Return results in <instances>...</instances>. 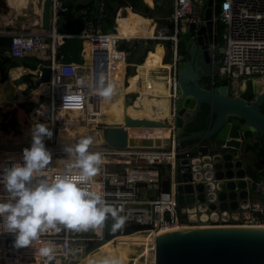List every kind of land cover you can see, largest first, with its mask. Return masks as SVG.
I'll list each match as a JSON object with an SVG mask.
<instances>
[{
    "label": "built area",
    "instance_id": "built-area-1",
    "mask_svg": "<svg viewBox=\"0 0 264 264\" xmlns=\"http://www.w3.org/2000/svg\"><path fill=\"white\" fill-rule=\"evenodd\" d=\"M169 1L168 17L164 18V22L160 24L154 23L153 34L150 38L117 37L114 34L115 26L104 31L101 24V18L104 16L103 0L94 2L95 12L90 17H86V8H80L76 12L82 24V29L77 36L82 41L86 39L96 46H103L104 51L109 50V45H111L126 59L134 49L135 40L143 42L144 47L150 46L149 42L152 43L155 40L162 42L161 47L170 57L168 73L166 72L169 118L165 119V122L171 131L168 147L159 146V149L148 146L113 147L105 143H93L90 151L100 153L103 163L97 177H93L89 183V189L102 192L106 201L117 208L123 207L120 215L126 219L119 233L133 225H142L146 229H167L177 226L204 225L205 223L262 224L258 216L264 213V176L253 177L250 174L242 176L246 198L242 201L236 197L237 207L235 209H220L216 198H214L216 204L213 209L209 208L213 200H205L203 204L196 200L182 203L177 201L175 174L181 158L188 160L191 183L201 182L209 185L208 182H216L213 169L206 168L208 162L212 163L210 156L178 153L179 148L176 147L174 133V99L177 84L176 65L181 60V55L178 54L180 34L188 31L193 37L204 22L203 10L209 7L213 11L217 2L211 0V4L207 5V0ZM43 2L44 0H35L40 10L39 14H41ZM67 11L68 7L62 0H48V26L46 28L41 26L39 19L35 30L26 27L0 29V34L10 36L7 49L0 52L1 58L17 57L21 64L24 58L38 61L34 68L25 66L27 72L22 69L23 75H29L33 83L40 76L39 66L49 67V87L46 92L39 94L41 100L36 103L35 108L40 110L38 115L40 120L47 119V117L50 119L49 128L53 135L56 134L55 129H63L68 125L66 116L55 114L57 110L75 108L81 110L82 114H86L87 109L96 112L98 108L92 96L89 95L88 81L80 75L77 64L61 62L60 54L57 58L55 57L56 53H59L58 45L68 36L57 30V20L61 13ZM211 21L213 27L214 22H218L219 32L223 36V51L215 73L210 74L209 84L212 86L216 77L224 78L228 81L230 89L235 91L241 85L244 88V82L248 79L264 77V0H220L218 12L216 15L211 14ZM124 41H128V44L124 45ZM119 44L121 47H118ZM89 115L94 116L95 114L90 113ZM18 125L20 123H17ZM101 125L104 123H98L92 128ZM0 142L4 143L0 144V169L10 167L12 162L21 161L23 149L31 145V140L14 141L4 138ZM44 143L46 147H51L52 162L39 177L35 178L36 180H51L64 171L66 162L71 163L63 151L64 148L53 146V141L45 140ZM182 148L183 151L187 150V147ZM56 156L59 157V161L55 160ZM164 176L168 179L167 189H163L162 186ZM234 190L237 193L239 188L234 186ZM195 193L196 191H193V196ZM0 196H7L3 184H0ZM251 196L256 197L257 200L251 201ZM66 236L70 240V247L75 250L74 253L67 255L60 247ZM42 239L51 240L57 245L55 259L50 264H68L71 260H78L107 240L103 238V228L89 230L85 233L49 232ZM14 240L13 234L0 231V264H44V259L37 253L39 244H34L32 247L15 248Z\"/></svg>",
    "mask_w": 264,
    "mask_h": 264
},
{
    "label": "water",
    "instance_id": "water-1",
    "mask_svg": "<svg viewBox=\"0 0 264 264\" xmlns=\"http://www.w3.org/2000/svg\"><path fill=\"white\" fill-rule=\"evenodd\" d=\"M213 11L211 8L203 10L204 22L191 37L188 31L180 34L178 48L187 53V59H181L176 65V94L174 99L175 128L177 148L180 155L205 154L210 156L206 168L213 169L216 182L191 183L190 168L187 158H181L176 168L175 180L177 201L204 203L205 200L218 201L220 209H235L236 197L246 198L242 176L248 173V167L259 170L264 175V159L253 162L247 160L252 155V144L264 148V113L259 108L264 102V89L256 92L253 79L244 83V88L237 94L229 93L226 79H222L217 86L209 82H202L203 76L210 77L223 51V36L218 29V22L211 21V14L218 12V2ZM211 0H207V5ZM168 12L163 17H168ZM40 24L48 26V0H44ZM82 29L79 23L71 28L69 22L58 28L68 36L58 45L61 62H82L77 54L82 40L77 36ZM10 36L0 34V45H8ZM121 47V44L118 45ZM21 65L19 58H11L5 62L0 70L1 76H8L11 68ZM40 76L34 85L49 79V67L39 66ZM13 83H25L23 93L29 92V82L23 81V74ZM9 93L5 94L13 100L11 93L13 85L8 84ZM131 98H126V103ZM229 119V120H228ZM122 125H101L90 128L79 139L91 136L93 143H105L113 147L148 146L159 149L168 147L171 131L167 122L149 120L145 118H130L124 116ZM183 122V124H182ZM183 125V130H182ZM127 126L160 127L167 134L162 138L151 136H128ZM250 132V137L245 132ZM250 144L244 149L245 144ZM189 146H185L188 145ZM182 147H187L183 151ZM238 151V152H237ZM237 153V154H235ZM207 160V159H206ZM205 168V167H202ZM196 180V178H194ZM234 186L239 188L236 193ZM193 191L196 193L193 196ZM184 193V194H183ZM216 202H211L213 209ZM203 206V205H201ZM114 221L110 218L103 227V238L109 239L119 234L120 230H113ZM117 256L121 264H264V227L227 226L187 228L179 231L146 234L143 237L122 241L109 248L98 251L79 264H89L92 259L104 256ZM71 260L68 264H73Z\"/></svg>",
    "mask_w": 264,
    "mask_h": 264
},
{
    "label": "clouds",
    "instance_id": "clouds-1",
    "mask_svg": "<svg viewBox=\"0 0 264 264\" xmlns=\"http://www.w3.org/2000/svg\"><path fill=\"white\" fill-rule=\"evenodd\" d=\"M96 91L105 100L116 94L113 83H105L101 75ZM52 130L45 123H34L31 127V145L22 151L21 161L0 169V184L6 197L0 196V231L14 235V247H32L39 244L37 253L50 264L55 259L57 245L42 237L52 233H85L103 228L111 218L113 230L125 224V217L106 201L102 192L89 189V183L101 170L103 159L100 153L90 151L91 136H85L63 151L71 160L64 171L53 179L36 180L52 162V154L45 146L51 139ZM65 254L74 253L66 236L63 245ZM89 264H121L115 255L92 259Z\"/></svg>",
    "mask_w": 264,
    "mask_h": 264
},
{
    "label": "bare ground",
    "instance_id": "bare-ground-1",
    "mask_svg": "<svg viewBox=\"0 0 264 264\" xmlns=\"http://www.w3.org/2000/svg\"><path fill=\"white\" fill-rule=\"evenodd\" d=\"M153 29L154 27H148L146 24H140L136 25L135 29L133 31H127L125 33L119 34V33H114L115 36L117 37H123L127 39H135V38H150L152 37L153 34ZM86 40V39H84ZM88 41V40H86ZM89 42V41H88ZM90 48L92 52L98 57V59H105L106 58V50H102L103 46H96L92 43L89 42ZM77 64V69L81 73L85 80L88 81V92L90 93L89 95L92 96V100L96 102V107L97 111L96 112H91L89 109H87L86 114H82L81 110L75 109V108H70V109H64V110H57L56 115L57 116H66L67 120V127L66 128H59L58 131L56 132L55 135L52 136V138L45 139L48 141H53L54 145L53 146H59L61 148L66 147L67 145H74L79 141V135L84 134L87 130H89L92 127H95L98 123H104L105 125H122L124 123V116H129L130 118H145L149 120H158L164 122L165 119L169 118V92H168V87H167V81L161 83V85H158L155 89V94L158 95L156 98L153 97V99L145 102V103H138L137 97L140 92V88L137 87V89L133 93H125V88L129 85L128 82V75L127 73L124 72L123 67L119 66L117 67V72L114 78H110L109 76V66H100L98 61L95 60H82L80 63H75ZM141 65H147V64H141ZM84 67H88L87 70H83ZM150 67V65H148ZM15 68V67H13ZM12 69V68H11ZM10 71V70H9ZM86 71V72H85ZM85 72V73H83ZM9 73V72H8ZM101 75L105 79V83H113L116 86V94L112 97L111 100H105L103 97L99 96L97 91H96V84L101 77ZM8 77V76H7ZM87 78V79H86ZM264 77L256 78L253 79L254 81H257V83H254L255 90L260 92L262 88L264 87ZM7 78L5 79V82L3 84L2 89H0V92L2 90H6L7 92L8 89L6 87L7 84ZM49 80L47 81H40L36 86H44V92L47 91L49 87ZM43 84V85H41ZM240 88V87H239ZM16 87L13 86V89L11 93H15ZM30 92V91H29ZM128 95H132L131 97H128ZM135 98H134V96ZM131 98V101L126 103V98ZM107 102V104H106ZM109 103H111L109 105ZM117 104V112L112 109L113 104ZM106 104V105H105ZM4 106V105H3ZM0 106V107H3ZM106 106V107H105ZM109 109V112H106ZM85 112V111H83ZM159 112H163L162 115H156ZM90 113H94L95 115H89ZM40 114V110L36 109V111L33 113V115L30 116L32 119L31 121H27L26 124L22 123L21 121V135L20 137H12L10 139L16 141V140H31V128L27 130V134L25 135L24 130L27 129L28 126L33 125L34 123H44L43 118L40 120L38 118V115ZM15 119V118H14ZM80 119V120H79ZM47 122L45 123L48 126H51V121L47 117ZM32 122V123H31ZM128 136H136L137 139L140 138V136H151L152 138H162L164 137L167 132L164 128L160 127H141V126H136V127H131L127 126L126 127ZM72 131V132H70ZM74 131H79L81 133H76ZM72 134L74 136L72 137ZM3 136V135H2ZM25 136V137H23ZM6 137V136H5ZM4 137H0V140H3ZM1 145H3V142H0ZM98 144V143H95ZM12 146V145H11ZM28 146L27 148H29ZM15 148V147H12ZM49 151L51 147H46ZM59 157L56 156L57 161ZM50 165V164H49ZM98 175V174H97ZM97 175L95 177H97ZM242 227L244 226H253V227H264V225H241ZM206 228V227H227V226H211V225H202V226H177V227H170V228H148L145 230H140L136 231L138 233H145V234H140L137 236H133L130 238H125V239H120L118 240L115 244L122 242V241H127V240H132L136 238H140L145 236L146 234H158L161 232H171V231H179V230H184L187 228ZM124 233H119L115 235L114 237H111L107 239L106 241H103L102 244H100L97 248L89 251L86 255L81 257L80 259L76 260L73 264H79L88 257L96 254L98 251H101L103 249L109 248L115 244H110V242L115 239L116 236L118 235H123Z\"/></svg>",
    "mask_w": 264,
    "mask_h": 264
},
{
    "label": "trees",
    "instance_id": "trees-1",
    "mask_svg": "<svg viewBox=\"0 0 264 264\" xmlns=\"http://www.w3.org/2000/svg\"><path fill=\"white\" fill-rule=\"evenodd\" d=\"M63 3L65 5H67L68 7V11L65 13H61L60 15V20L61 24H63L64 21H69V24L71 26V28H75L79 23H80V18L79 16H75V17H71V15L75 12H77L80 8H86V17H90L94 12H95V5L94 2L96 0H83V1H79V0H62ZM153 1V2H152ZM169 1V0H168ZM151 2L154 5V8H149L147 5L151 4ZM147 4V5H146ZM118 6H128L125 7V14L123 15V20L119 21L118 20V15L119 13L116 15L115 17V13H116V8ZM129 7L131 9H129ZM103 13L104 16L101 18V24H102V28L104 31L108 30V29H112L113 26H115V32L114 33H125L127 31H133L135 29L136 25H140V24H146L148 27H154V23L151 20V18H154V20L160 24L162 22H164V17L163 14L170 11V4L169 7H166L165 3L161 2L160 4H156L155 0H150V1H142V0H103ZM133 10V11H132ZM135 11V12H134ZM151 17V18H149ZM115 18V19H114ZM60 25H57V28H60ZM157 41H153L152 43L156 44ZM153 44H151V47L153 46ZM84 45V44H83ZM110 49L106 51V58L105 59H98V57L94 54V52H92V50L90 49L88 56H89V60H95L98 61L99 65L105 66V65H111L114 63V59L113 56H117L119 55L120 51L115 50L111 45H109ZM139 47V46H137ZM137 47L135 46V52L138 50ZM7 46L6 45H0V51L6 50ZM152 50V48H150V46L148 47H144L142 54L140 56H134V52L133 50L129 53L127 60L128 61H134L138 64H147L150 65L152 63H146L145 61H142L144 59V57L147 55L148 51ZM81 51H82V43L81 46L78 48L77 50V54L79 56H81ZM178 54L181 55V59H187L188 56L185 54V52L181 49H178ZM59 56V53H56L55 57L57 58ZM82 57V56H81ZM132 57H136L135 59H133ZM132 59V60H130ZM8 60H10V58H0V70L3 66V64L5 62H7ZM142 61V62H141ZM38 63V61H36L35 59H29V58H24L22 59V64L23 66L29 67V68H34L36 66V64ZM138 66V65H137ZM142 65H140L137 68V73L140 69ZM134 73L130 74L133 75ZM116 75L115 72L113 73H109L110 78H114ZM25 76H27V78H25ZM4 78L3 76H1V80L2 81ZM204 79H208V77H204ZM23 81L29 82V87H31V80L29 78V75H23ZM5 81L0 82L1 86L0 89H2L3 84ZM217 83H221V81L219 80ZM23 86L25 87V83H22ZM43 85V84H41ZM36 89V87L34 88ZM44 89L43 88H37L36 89V93L40 94L43 93ZM2 93V99L4 101H10L13 102V100H10L7 98V96L5 95V93L3 92V90L1 91ZM28 93V92H27ZM23 96H26V93H23V89H22V93ZM245 136L246 137H250V132L246 131L245 132ZM250 147V144H245L244 149H248ZM263 151V150H262ZM248 173L253 176V177H260L262 176V173L259 172L258 170H256L255 168L252 167H248ZM162 186L163 189H167L168 188V179L167 177L164 176L163 181H162ZM259 221L262 223V225H264V213L259 214L258 216ZM145 226L142 225H133L131 227L125 228L123 230V233L125 235L134 233L136 231H140V230H145Z\"/></svg>",
    "mask_w": 264,
    "mask_h": 264
},
{
    "label": "crops",
    "instance_id": "crops-1",
    "mask_svg": "<svg viewBox=\"0 0 264 264\" xmlns=\"http://www.w3.org/2000/svg\"><path fill=\"white\" fill-rule=\"evenodd\" d=\"M144 1H150V0H144ZM6 3H7V5L10 7V8H12L16 13H20L21 12V10L22 9H24V8H26V6L28 5V3H34V6H35V8H36V10H34V9H32L33 10V12L31 13V15H29V16H27L21 23H20V25L17 27V26H12L13 27V29H19L20 27H26L27 29H32V30H35L36 29V25H37V22L39 21V19H40V14H39V9H38V7L36 6V4H35V0H6ZM117 11V10H116ZM61 15V14H60ZM60 15H59V17H58V20H57V24L58 25H60V23L59 22H61V20H60ZM75 16H77L76 15V12L75 13H73L72 15H71V17H75ZM5 18H6V16H0V29H4V28H9V27H6V26H9V24L8 23H10L9 22V19H6L5 20ZM9 18H11L10 16H9ZM153 19V18H152ZM118 20L119 21H122L123 20V15H118ZM153 21V23H157L154 19L152 20ZM67 22H69V21H64L63 22V24H65V23H67ZM63 24H61L60 25V27H62V25ZM158 24V23H157ZM57 30H58V28H57ZM62 32V31H61ZM83 44H88L89 45V42L88 41H86V40H83L82 41V45ZM150 44V46H151V44H153V43H149ZM162 46V44L159 42V41H157L156 42V44L154 43L153 44V47H151L152 48V50H149L148 51V53H147V55L144 57V59L142 60V61H145L146 63H152V65H150V67L148 66V65H142L141 67H140V69H139V71H138V73H137V65H139L138 63H136V62H134V61H128L127 60V57H126V59L122 56V54H121V52L119 53V55H117L116 57L115 56H113V59H114V63L113 64H111V65H108L109 66V69H110V71H109V73H113V72H117V67H119V66H122L123 67V70H124V72L125 73H127V75H128V82H130V80H129V76H131L130 74H132V73H134L135 74V76H136V74H138V80H137V78H135V81L136 82H139V85H138V87L140 88V92H139V94H138V97H137V101H138V103L140 104V103H145V102H147V101H149V100H151V99H153V97H157L158 95H156L155 94V89H156V87L158 86V85H161V83H163V82H165V81H167V79H168V76L166 75V72L168 73V69H167V67H168V64L170 63V57H169V55L165 52V50H164V52H165V56H167L168 57V60H165L163 57V60H164V62H162L161 61V56H162V53H163V48L161 47ZM135 47V46H134ZM0 52H2V51H0ZM137 52V51H136ZM185 54L187 55V53L185 52ZM139 55V54H138ZM82 56H83V54H82ZM188 56V55H187ZM1 58V57H0ZM5 58V57H4ZM84 60V59H83ZM130 60H132V59H130ZM141 61V62H142ZM131 63H133V65H131ZM135 64V65H134ZM143 64H145V63H143ZM131 66H133V68L135 69L134 70V72H129L130 71V67ZM82 68H83V70H87V68H85L84 66H82ZM22 69H25V67H20V66H17V67H15V68H12V69H10V71H9V73H8V77H7V84L6 85H8V84H11V85H14V83H13V81L14 80H16L19 76H20V74L22 73ZM132 71V70H131ZM136 72V73H135ZM137 77V76H136ZM217 78V77H216ZM222 79H224V78H222ZM222 79H219V78H217V81L215 82V85H219L220 83H217L219 80L220 81H222ZM253 79H256V78H253ZM263 80H264V78H263ZM209 81V77H208V79H207V82ZM247 81V80H246ZM245 81V82H246ZM244 82V83H245ZM21 84L22 83H19L18 84V86L20 85L21 86ZM129 84H131V82L129 83ZM23 85V84H22ZM264 85V84H263ZM7 87V86H6ZM130 87H131V85L129 86V88H127V89H129V92H127L128 90L126 89V90H124L125 91V93L126 94H128V93H133L136 89H137V87L135 88V90H133V91H131V89H130ZM242 85L240 86V88H238V90H235V91H233V94H237V92L239 91V90H241L242 89ZM32 88V87H31ZM33 88H35V87H33ZM37 88H40V86H36V89ZM229 88H230V85H229ZM36 89H31L30 90V92H28V93H26V96L28 95L29 96V98L28 99H26V98H24L23 100H25L24 101V103L23 102H21V101H18L17 102V104L19 105V106H21L20 108H21V110L24 112V114L28 117L29 116V113H30V111L32 110V108H33V110L31 111V113L30 114H32V113H34L35 111H36V103L34 102L35 100V96H37L38 94L36 93ZM263 89H264V87L262 88V90L260 91V92H262L263 91ZM231 90V89H230ZM3 92H4V90H3ZM7 92V91H6ZM15 92H16V90H15ZM257 92V91H256ZM5 93V92H4ZM8 93V92H7ZM7 93H5V94H7ZM18 93H21V92H18ZM258 93H259V91H258ZM26 96H24V97H26ZM16 98V95L14 96V99ZM2 102H3V99L1 100ZM1 101H0V106H3V105H5L4 104V102L1 104ZM10 102V101H9ZM14 102V101H13ZM13 102H11V103H13ZM106 104H107V102H106ZM105 104V105H106ZM111 103H109V105H110ZM113 104V107L114 108H112V109H114L116 112H117V104L116 103H112ZM12 106H14L13 104H11ZM106 107V106H105ZM259 110L262 112V113H264V102L262 103V105L260 106V108H259ZM17 112V111H16ZM106 112H109V109L106 111ZM162 113L163 112H159V113H157L156 115H162ZM16 117V114L14 115V118ZM11 118H12V116H11ZM17 118V117H16ZM182 124H183V122H182ZM32 126V125H31ZM174 126H175V120H174ZM182 130H183V125H182ZM190 144H188V145H185V146H189ZM252 147H253V150H252V155H253V157L255 158V157H259V156H261V155H263L264 153V151H262V149H261V147L260 146H258L257 144H256V142H254L253 144H252ZM238 152V151H237ZM254 153V154H253ZM235 154H237V153H235ZM257 170V169H256ZM259 171V170H258ZM260 172V171H259ZM262 176H264L263 174H262ZM250 200L251 201H253V200H257L256 199V197H254V196H251V198H250Z\"/></svg>",
    "mask_w": 264,
    "mask_h": 264
},
{
    "label": "rangeland",
    "instance_id": "rangeland-1",
    "mask_svg": "<svg viewBox=\"0 0 264 264\" xmlns=\"http://www.w3.org/2000/svg\"><path fill=\"white\" fill-rule=\"evenodd\" d=\"M79 1H83V0H79ZM143 1V0H142ZM153 2V1H152ZM151 2V4H146L149 8H154V5H153V3ZM161 2H163V3H165V5H166V7H169V4H170V1H168V0H155V3L156 4H160ZM125 7H128V6H118L116 9H117V13H116V15L119 13L120 15H124L125 14ZM32 9H34V10H36V8H35V6H34V3L32 4V3H28V5L26 6V8H24V9H22L21 10V12L20 13H16L12 8H10L8 5H7V3H6V0H0V16H6V18H5V20L6 19H9V22L10 23H8L9 24V26H6V27H9L10 29H12L13 27V25L14 26H19L20 25V23L27 17V16H29V15H31V13L33 12V10ZM129 9H131L130 7H129ZM133 11V10H132ZM135 12V11H134ZM9 16L11 17V18H9ZM149 18H151V17H149ZM154 19V18H153ZM152 18H151V20H153ZM5 29V28H4ZM153 42V41H152ZM150 43V42H149ZM160 43H162V42H160ZM126 44H128V41H124V45H126ZM133 45H135L136 47L137 46H139V47H137V52H135V49H133V52H134V56H140L141 54H142V51H143V49H144V44H143V42H140L139 40H135L134 42H133ZM147 47V46H146ZM150 48H151V46H150ZM90 45H88V44H84V45H82V51H81V56H82V54H83V56H82V59H84V60H89L90 58H89V56H88V53H89V51H90ZM139 54V55H138ZM136 57H132L133 59H135ZM165 59V60H168V57L167 56H165V52H164V50H163V53H162V56H161V61L162 62H164V60H163V58ZM89 58V59H88ZM141 64H139L138 66H137V68L140 66ZM150 65H152V64H150ZM25 67V66H24ZM82 67V66H81ZM85 68H88V67H85ZM111 69V68H110ZM132 70V71H131ZM25 71L27 72V70L25 69ZM86 72V71H85ZM85 72H83V73H85ZM129 72H134V68H133V66H131L130 67V71ZM136 73V72H135ZM21 74H24V73H21ZM137 76V77H136ZM136 76H135V74H133V75H131V76H129V80H130V82H131V84H129L127 87H126V89L127 88H129V86L131 85V87H130V89H131V91H133V90H135V88L136 87H138V85H139V82H136L135 81V78H137V80H138V74H136ZM25 78H27V76H25ZM5 79H6V77H4V79L2 80V81H0V82H3V81H5ZM35 81V80H34ZM129 82V83H130ZM32 84H31V87H32V89H34L33 87H36V84L34 85V83L33 82H31ZM254 83H257V81H254ZM0 86H1V84H0ZM7 86V85H6ZM13 86H15L16 87V92L15 93H12V94H14V95H16V98L14 99V102L13 103H11V102H9V101H4L3 100V102H4V106L3 107H1L0 108V120H1V123H0V137L2 138V137H4V138H12V137H15V136H17V137H20V135H21V133H22V131H20L21 130V126H22V124H21V122L24 124H26V122L29 120V121H31L32 119L30 118V116L31 115H33V113L31 114V115H29L28 117L24 114V112L21 110V106H19L18 104H17V102L18 101H21V102H23L24 103V101L25 100H23L24 98H26V99H28L29 98V96L27 95L26 97H24L21 93H22V89L24 88V86L21 84V86L19 85L18 86V84H14ZM42 88L44 87V86H41ZM125 89V90H126ZM128 91L127 92H129V89H127ZM4 92L5 93H7L6 92V90H4ZM18 92H21V93H18ZM126 92V93H127ZM9 93V92H8ZM26 95V94H25ZM132 95H128V97H131ZM134 96V95H133ZM176 96H177V94H176ZM134 98H135V96H134ZM2 100V93L0 92V101ZM35 101V103H37L38 101H40L41 100V97H40V95L38 94L37 96H35V99H34ZM2 101H1V104L3 103ZM8 103V104H7ZM11 104H13L14 106H12ZM34 108V107H33ZM32 108V109H33ZM17 111V112H16ZM32 111V110H31ZM16 114V117H15V119H14V115ZM11 116H12V118H11ZM175 117V116H174ZM44 121V123H48L47 122V120L46 119H43ZM175 120V119H174ZM21 121V122H20ZM17 123H20V125H18L17 126ZM32 123V122H31ZM17 127H19L20 128V130H19V128H17ZM32 126L30 125V126H28L27 127V129H25L24 130V132H25V135L28 133L27 132V130L29 129V128H31ZM58 130H54V132L56 133ZM70 132H72V131H70ZM74 132H76V133H81V132H79V131H74ZM3 135V136H2ZM6 136V137H5ZM74 136V134H72V137ZM23 137H25V136H23ZM247 160H250L249 158H247ZM219 223H216V224H212V223H205L204 225H211V226H217ZM238 224V225H237ZM239 224H242V223H226V224H221V226H241V225H239ZM191 225V224H190ZM193 225H195V224H193ZM220 225V224H219ZM259 225H262V224H259ZM197 226H202V225H197ZM145 233H148V232H145ZM145 233H138V232H134V233H131V234H128V235H125V234H123V235H118V236H116L115 237V239H113L111 242H110V244L112 243V244H115L118 240H120V239H125V238H130V237H133V236H137V235H140V234H145Z\"/></svg>",
    "mask_w": 264,
    "mask_h": 264
},
{
    "label": "flooded vegetation",
    "instance_id": "flooded-vegetation-1",
    "mask_svg": "<svg viewBox=\"0 0 264 264\" xmlns=\"http://www.w3.org/2000/svg\"><path fill=\"white\" fill-rule=\"evenodd\" d=\"M199 82L200 81H202V82H207V79H204V76H203V78H202V80L200 79V80H198ZM217 81V78H215L214 80H213V85L212 86H217V85H215V82ZM227 81V80H226ZM209 82V81H208ZM226 85H227V87H228V89H229V93H233V91L232 90H230V88H229V83H228V81L226 82ZM229 120V119H228ZM261 149L264 151V148H262L261 147ZM264 153V152H263ZM254 154V153H253ZM257 159H264V154L263 155H261V156H259V157H253V155H251V157H250V162H253L254 160H257Z\"/></svg>",
    "mask_w": 264,
    "mask_h": 264
}]
</instances>
